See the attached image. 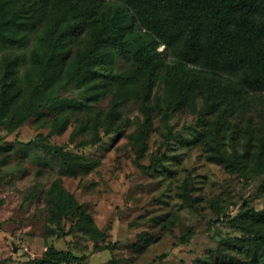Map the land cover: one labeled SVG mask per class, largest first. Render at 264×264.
I'll return each instance as SVG.
<instances>
[{
  "label": "rangeland",
  "instance_id": "374dc122",
  "mask_svg": "<svg viewBox=\"0 0 264 264\" xmlns=\"http://www.w3.org/2000/svg\"><path fill=\"white\" fill-rule=\"evenodd\" d=\"M29 50L30 43L20 76L30 67ZM55 84L65 98H85L83 87ZM166 93L158 78L147 109L141 97H124L108 133L111 92L82 107L43 106L12 129L0 125V264H35L49 246L71 250L77 258L69 264H253L229 242L239 233L222 218L244 203L264 210V172H229L205 149L219 141L230 152L236 144L250 159L244 147L260 129L264 94L229 128L211 133L216 115L202 95L171 106ZM154 157L163 165L140 169ZM67 193L84 216L66 210Z\"/></svg>",
  "mask_w": 264,
  "mask_h": 264
},
{
  "label": "trees",
  "instance_id": "16d2710c",
  "mask_svg": "<svg viewBox=\"0 0 264 264\" xmlns=\"http://www.w3.org/2000/svg\"><path fill=\"white\" fill-rule=\"evenodd\" d=\"M29 43L30 67L20 76L22 50ZM158 78L168 104L178 106L202 95L216 115L211 133L229 128L264 94V0H0V125L7 121L12 129L43 106L60 111L82 107L111 92L113 107L103 118L108 133L117 118L116 105L134 94L146 101L142 108L147 109ZM57 82L83 87L85 98L63 97ZM260 115L259 131L251 132L244 147L251 151L250 159L236 144L229 152L215 141L205 149L209 160L245 178L263 173L264 109ZM145 123H150L148 116ZM56 151L70 161L78 159ZM163 161L154 157L138 166L152 170ZM66 206L84 216L69 193ZM222 220L239 233L229 242L243 247L253 264H264V210L244 203ZM75 258L71 250L49 246L33 262L63 264ZM102 264L115 263L109 259Z\"/></svg>",
  "mask_w": 264,
  "mask_h": 264
},
{
  "label": "built area",
  "instance_id": "2783aa9c",
  "mask_svg": "<svg viewBox=\"0 0 264 264\" xmlns=\"http://www.w3.org/2000/svg\"><path fill=\"white\" fill-rule=\"evenodd\" d=\"M63 264H69V263H67V262L65 261V262H63ZM71 264H78V263H71Z\"/></svg>",
  "mask_w": 264,
  "mask_h": 264
}]
</instances>
